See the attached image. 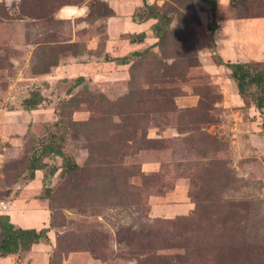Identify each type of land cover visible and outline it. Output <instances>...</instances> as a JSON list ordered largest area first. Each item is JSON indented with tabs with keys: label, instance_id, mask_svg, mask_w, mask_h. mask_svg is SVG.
Instances as JSON below:
<instances>
[{
	"label": "rangeland",
	"instance_id": "374dc122",
	"mask_svg": "<svg viewBox=\"0 0 264 264\" xmlns=\"http://www.w3.org/2000/svg\"><path fill=\"white\" fill-rule=\"evenodd\" d=\"M148 1L165 48L118 65L157 42L143 0H0V215L50 228L0 264H264V113L216 62L264 63V0H217L215 34L210 5ZM53 135L80 170L44 156L32 180Z\"/></svg>",
	"mask_w": 264,
	"mask_h": 264
},
{
	"label": "trees",
	"instance_id": "16d2710c",
	"mask_svg": "<svg viewBox=\"0 0 264 264\" xmlns=\"http://www.w3.org/2000/svg\"><path fill=\"white\" fill-rule=\"evenodd\" d=\"M198 2L210 5L213 14V20L210 26L211 34H215L218 30V22L215 17L217 9V0H198ZM144 9L148 12L137 16V18L143 21L156 20L151 26V31L157 42L145 50H136L130 54L113 58V61L118 65H129L132 62L141 64L149 60L152 49L155 46H161L165 48L169 35H171V27L175 21V16L170 15L168 12L163 11L159 6L150 4L148 0H143ZM192 32V24L189 22L186 27L185 41H189V33ZM174 33H178L177 30ZM130 42L132 43H144L148 38L147 32L143 31L138 34L130 35ZM158 66L163 64L162 60L155 61ZM216 62L220 66H225L231 72L230 77L236 84L238 93L241 97H251L254 101V105L259 111L264 113V63L259 65H253L251 63L232 62L225 60L221 55L216 56ZM158 72V71H157ZM84 77H79L74 81L73 88L81 86L84 82ZM135 81V80H134ZM72 101H74L72 99ZM43 102V96L40 92H34L30 97L24 100L23 108L27 111L36 110ZM264 129V121L262 123ZM264 134V132H263ZM65 139L62 136H52V140L41 148V152L37 151L32 154L31 160L27 167L29 178L35 179L38 170L43 167H47V164L41 166V161L44 156L55 155L63 160V171L70 176L72 173H76L80 170L79 164L74 160L72 156H68L63 149V143ZM57 169L53 168L48 171L45 178L55 175ZM73 175V174H72ZM199 211V209H198ZM194 213V215L198 212ZM50 228L44 227L41 230L36 228H24L16 223L12 222L10 216L7 214L0 215V257L6 258L9 256L18 255L21 252L29 251L33 246L40 244H50L49 239Z\"/></svg>",
	"mask_w": 264,
	"mask_h": 264
},
{
	"label": "crops",
	"instance_id": "0c3cea01",
	"mask_svg": "<svg viewBox=\"0 0 264 264\" xmlns=\"http://www.w3.org/2000/svg\"><path fill=\"white\" fill-rule=\"evenodd\" d=\"M228 33V32H227ZM221 43L223 42L222 38L219 40Z\"/></svg>",
	"mask_w": 264,
	"mask_h": 264
}]
</instances>
